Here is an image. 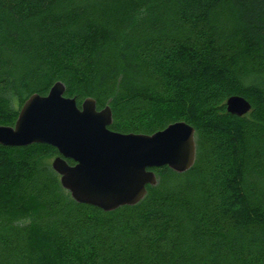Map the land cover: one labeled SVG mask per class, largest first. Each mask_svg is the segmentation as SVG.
Returning a JSON list of instances; mask_svg holds the SVG:
<instances>
[{
  "label": "trees",
  "instance_id": "1",
  "mask_svg": "<svg viewBox=\"0 0 264 264\" xmlns=\"http://www.w3.org/2000/svg\"><path fill=\"white\" fill-rule=\"evenodd\" d=\"M57 81L117 132L185 121L195 159L105 211L61 186L53 146L0 144V264H264V0H0V125Z\"/></svg>",
  "mask_w": 264,
  "mask_h": 264
},
{
  "label": "water",
  "instance_id": "2",
  "mask_svg": "<svg viewBox=\"0 0 264 264\" xmlns=\"http://www.w3.org/2000/svg\"><path fill=\"white\" fill-rule=\"evenodd\" d=\"M64 92V84L57 81L47 94H31L14 124L0 125V144L53 146L58 154L51 168L77 203L105 211L136 204L145 196L146 187L157 182L151 168L168 166L182 172L193 164L195 131L185 121L152 134L117 132L108 128L112 121L108 105L97 109L96 101L86 97L77 106L75 98ZM225 106L238 117L251 109L250 102L237 94L230 95Z\"/></svg>",
  "mask_w": 264,
  "mask_h": 264
}]
</instances>
